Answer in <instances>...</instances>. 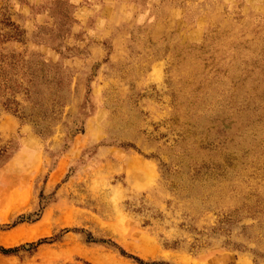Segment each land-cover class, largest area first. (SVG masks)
I'll return each instance as SVG.
<instances>
[{
    "label": "rangeland",
    "instance_id": "rangeland-1",
    "mask_svg": "<svg viewBox=\"0 0 264 264\" xmlns=\"http://www.w3.org/2000/svg\"><path fill=\"white\" fill-rule=\"evenodd\" d=\"M0 264H264V0H0Z\"/></svg>",
    "mask_w": 264,
    "mask_h": 264
},
{
    "label": "bare ground",
    "instance_id": "bare-ground-1",
    "mask_svg": "<svg viewBox=\"0 0 264 264\" xmlns=\"http://www.w3.org/2000/svg\"><path fill=\"white\" fill-rule=\"evenodd\" d=\"M12 239V238H11ZM8 241V240H7ZM9 243V242H8Z\"/></svg>",
    "mask_w": 264,
    "mask_h": 264
}]
</instances>
